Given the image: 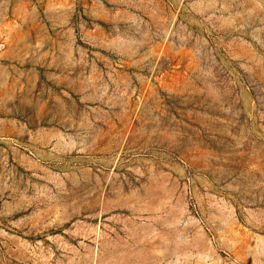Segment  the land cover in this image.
I'll return each instance as SVG.
<instances>
[{"label":"rangeland","instance_id":"374dc122","mask_svg":"<svg viewBox=\"0 0 264 264\" xmlns=\"http://www.w3.org/2000/svg\"><path fill=\"white\" fill-rule=\"evenodd\" d=\"M0 264H264V0H0Z\"/></svg>","mask_w":264,"mask_h":264}]
</instances>
